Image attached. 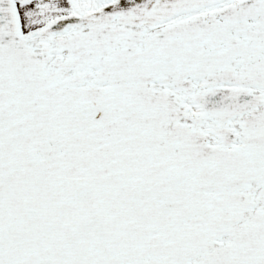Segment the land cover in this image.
<instances>
[{"label": "snow or ice", "instance_id": "snow-or-ice-1", "mask_svg": "<svg viewBox=\"0 0 264 264\" xmlns=\"http://www.w3.org/2000/svg\"><path fill=\"white\" fill-rule=\"evenodd\" d=\"M0 264H264V0H0Z\"/></svg>", "mask_w": 264, "mask_h": 264}]
</instances>
